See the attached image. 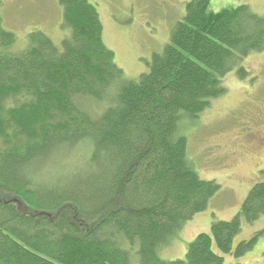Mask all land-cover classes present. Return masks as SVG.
I'll return each mask as SVG.
<instances>
[{
	"label": "trees",
	"instance_id": "obj_1",
	"mask_svg": "<svg viewBox=\"0 0 264 264\" xmlns=\"http://www.w3.org/2000/svg\"><path fill=\"white\" fill-rule=\"evenodd\" d=\"M58 1L69 29L60 47L37 30L13 51L0 13V189L17 196L0 200V264H225L219 252H250L264 232L233 250L234 239L264 216V180L184 260L159 255L221 188L198 176L181 130L227 93L228 74L248 77L245 59L264 52V14L191 0L131 80L104 43L97 6ZM104 214L93 227L79 220Z\"/></svg>",
	"mask_w": 264,
	"mask_h": 264
},
{
	"label": "rangeland",
	"instance_id": "obj_2",
	"mask_svg": "<svg viewBox=\"0 0 264 264\" xmlns=\"http://www.w3.org/2000/svg\"><path fill=\"white\" fill-rule=\"evenodd\" d=\"M1 1L3 27L15 34V52L28 47V36L34 31L44 32L59 47L69 33L68 28H62L64 18L58 0ZM91 1L98 8L106 47L114 52L116 65L131 80L149 70L152 56L164 50L172 29L185 17L186 4L191 2ZM240 5L248 6L259 15L264 14V0H211L210 10L218 12ZM243 64L248 77L240 80L236 72L228 74L224 78L227 93L213 101L198 119L186 121L181 130L187 138L188 158L198 176L202 180L215 181L221 188L208 209L194 216L162 247L159 251L162 260H184L194 238L201 233H210L213 220H232L249 191L264 180V144L255 142L241 146L236 141L247 133L255 134L259 140L264 139V52L253 54ZM0 200L17 201V196L0 189ZM20 204L22 211L39 214L30 205ZM103 216L105 214L94 219L80 216L79 220L86 227H93ZM261 232H264V216L253 224L244 223L242 231L234 239L233 250L240 242L249 241ZM258 239L251 251L239 258L233 254H219L225 264H264V233Z\"/></svg>",
	"mask_w": 264,
	"mask_h": 264
},
{
	"label": "flooded vegetation",
	"instance_id": "obj_3",
	"mask_svg": "<svg viewBox=\"0 0 264 264\" xmlns=\"http://www.w3.org/2000/svg\"><path fill=\"white\" fill-rule=\"evenodd\" d=\"M259 131H256V133L258 134ZM263 132V131H262ZM264 136V134H263ZM241 138H236V141L237 143H239L241 146H245V145H252L253 143L255 142H259L260 144H264V139L263 141L262 140H259V138L253 134V133H247L245 134L244 136L243 135H240ZM262 141V142H261Z\"/></svg>",
	"mask_w": 264,
	"mask_h": 264
},
{
	"label": "crops",
	"instance_id": "obj_4",
	"mask_svg": "<svg viewBox=\"0 0 264 264\" xmlns=\"http://www.w3.org/2000/svg\"><path fill=\"white\" fill-rule=\"evenodd\" d=\"M209 233V232H208Z\"/></svg>",
	"mask_w": 264,
	"mask_h": 264
}]
</instances>
